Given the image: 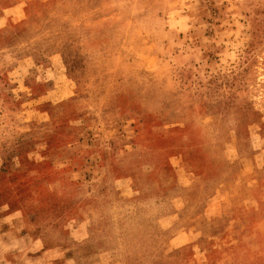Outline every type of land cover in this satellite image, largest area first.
<instances>
[{"label": "rangeland", "instance_id": "374dc122", "mask_svg": "<svg viewBox=\"0 0 264 264\" xmlns=\"http://www.w3.org/2000/svg\"><path fill=\"white\" fill-rule=\"evenodd\" d=\"M0 264H264V0H0Z\"/></svg>", "mask_w": 264, "mask_h": 264}]
</instances>
